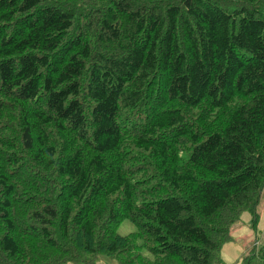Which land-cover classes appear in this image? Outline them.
Returning a JSON list of instances; mask_svg holds the SVG:
<instances>
[{
  "label": "trees",
  "instance_id": "16d2710c",
  "mask_svg": "<svg viewBox=\"0 0 264 264\" xmlns=\"http://www.w3.org/2000/svg\"><path fill=\"white\" fill-rule=\"evenodd\" d=\"M263 3L0 0V264H225L264 190Z\"/></svg>",
  "mask_w": 264,
  "mask_h": 264
},
{
  "label": "crops",
  "instance_id": "0c3cea01",
  "mask_svg": "<svg viewBox=\"0 0 264 264\" xmlns=\"http://www.w3.org/2000/svg\"><path fill=\"white\" fill-rule=\"evenodd\" d=\"M257 207L259 219L255 232L249 227L250 215L247 213L243 214L247 217L246 221L241 220L232 226L230 230L232 241L225 243L221 248V258L226 264L240 262L243 253L256 242L253 240L254 235L257 232L264 234V190Z\"/></svg>",
  "mask_w": 264,
  "mask_h": 264
},
{
  "label": "rangeland",
  "instance_id": "374dc122",
  "mask_svg": "<svg viewBox=\"0 0 264 264\" xmlns=\"http://www.w3.org/2000/svg\"><path fill=\"white\" fill-rule=\"evenodd\" d=\"M255 16H257V17H262V16H264V3H263L262 5H260V6H258ZM257 208H258V207H257ZM244 213L249 214L248 212H244ZM244 213H242V215L240 216V219H239L236 223H238V222L241 221V220H243V221H246V220H247V217H246L245 215H243ZM249 215H250V214H249ZM249 221H250V219H249ZM236 223H235V224H236ZM135 230H136L135 225H134L131 221L127 220V219L123 220V221L119 224V226H118V228H117V232H118V234H120V235H127V234H129V233H131V232H133V231H135ZM251 230H252V229H251ZM252 231H253V230H252ZM255 231H256V230H254L253 232H255ZM253 240H255L256 243L259 242L260 240H264V234H263V233H259V232H257V233L254 235ZM263 243H264V241L261 242V244H263ZM259 244H260V243H259ZM249 249H250V248H248L247 250H249ZM220 256H222L221 253H220ZM97 261H98V262L105 263V264H117L114 260H112V259H110V258H107V257H98V258H97ZM224 263H225V262H224ZM65 264H74V263H72V262H68V263H65ZM225 264H226V263H225ZM234 264H236V263H234ZM237 264H241V262H237Z\"/></svg>",
  "mask_w": 264,
  "mask_h": 264
}]
</instances>
